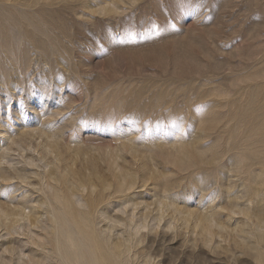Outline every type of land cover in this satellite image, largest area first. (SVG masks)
I'll return each mask as SVG.
<instances>
[{"label":"rangeland","instance_id":"374dc122","mask_svg":"<svg viewBox=\"0 0 264 264\" xmlns=\"http://www.w3.org/2000/svg\"><path fill=\"white\" fill-rule=\"evenodd\" d=\"M262 115L264 0H0V264H258Z\"/></svg>","mask_w":264,"mask_h":264},{"label":"bare ground","instance_id":"6f19581e","mask_svg":"<svg viewBox=\"0 0 264 264\" xmlns=\"http://www.w3.org/2000/svg\"><path fill=\"white\" fill-rule=\"evenodd\" d=\"M1 9H2V8H1ZM5 9H6V8H5ZM5 12L7 13L8 11H5ZM5 12H4V13H5ZM1 13H3V12H1ZM6 13H5V14H6ZM10 15H11V14H10ZM5 16H6V15H5ZM12 16H13V14H12ZM6 17H7V16H6ZM13 17H14V16H13ZM15 19H16V18H15ZM15 19H14V20H15ZM7 20H8V19H7ZM7 20H6V21H7ZM10 20H11V19H10ZM2 46H3V45H2ZM262 114H263V113H262ZM260 116H261V115H260ZM260 116H259V118H260ZM263 116H264V115H262V117H263ZM262 119H263V118H262ZM262 121H263V120H262ZM262 121H261V122H262ZM257 122H258V121H257ZM263 122H264V121H263ZM260 125L263 126L262 124H260ZM256 126H257V125H256ZM261 126H260V127H261ZM263 127H264V126H263ZM263 130H264V128H263ZM259 131H260V130H259ZM262 132H263V131H262ZM260 133H261V132H260ZM260 133L257 134V135H260ZM254 148H255V147H254ZM256 148H257V147H256ZM259 159H260V158H259ZM263 160H264V159H263ZM256 161H257V160H256ZM260 161H262V159H260V160L258 161L259 164L262 163V162H260ZM262 164H263V163H262ZM262 164H261V165H262ZM263 165H264V164H263ZM60 191H61V190H59V192H60ZM55 193H56V192H55ZM57 194H58V193H56V195H57ZM62 194H63V191H62ZM56 195H55V196H56ZM59 196H60V195H58V197H59ZM62 196H64V195H62ZM55 199H56V198H55ZM57 199H58V203H59L61 206H63V205L61 204V202H59V199H61V197H59V198H57ZM64 199H65V198H64ZM60 201H62V200H60ZM66 201H67L66 203H67V205H68V199H67ZM90 201H92V200H90ZM64 203H65V202H64ZM69 204H71V203L69 202ZM91 205H92V204H91ZM65 207H66V206H65ZM70 207H72V206L70 205ZM70 207L67 206V207H66L67 210H68ZM92 207H93V206H92ZM66 208H65V209H66ZM61 210H62V209H61ZM61 210H60V211H61ZM67 210H66V213H68ZM60 211H59V212H60ZM69 211H71V208L69 209ZM78 211H79V210H78ZM73 212H74V211H73ZM62 213L64 214L65 212L62 211ZM75 213H77V211H75L74 214L71 212V213H70L71 215H69V214H67V215H69V217H68L69 219H72L73 224H74V221H75V224H76L75 226H76V228H77L79 231H76V230H75V227H74L73 225H72L73 227L70 226V229H71L72 231L75 230V232L77 233V236L80 235V234H81V235L83 234L84 237H83V236H82V237L86 240V241H84V242L87 244V245L85 244L87 247L84 245V243H83V240H84V239L82 240V237H80L81 235L78 236V238L80 237L79 240H78V239L76 240V239H74L73 237H71V235H73V232H72V231H71V232L69 231V232L71 233V235H68V233H64V234H63V232H62V235H65V237H66V239L64 238V241L67 240V242H68V244H69V249H68V247H65V246H64V247H65L68 251H70V250H71L70 248L72 247V248H74V251L72 252V250H71V252H68V253H67L66 251H64V249H63V250H59V249H58L57 251L59 252V255L61 256V257H60V260H63V258H65V261H64L65 263H64V264H68V263H69V264H75V263H78L79 261H81V262H82V261H85L84 264H85V263H86V264H110V263L108 262L109 259L107 258V256H105V254H104V255L101 254V249H102V248L100 249L99 246L102 247V244L100 245V243H99V245H98V243H97V241H96V239H95L96 237H94V236L91 234L90 231H91L92 228H91V229H88L90 233L88 232L87 229L83 228V227L90 228V227L87 226L89 223H88V222L86 223V221H85V219H86L85 217H87V216H84V215L82 214V217L85 218V219H83V218L81 217V212L79 213L80 216L77 215V214H75ZM57 214H59V213H56V215H57ZM84 214H85V213H84ZM56 215H55V216H56ZM64 215H65V217H67L66 214H64ZM61 216H62V214H61ZM76 216H77V218H75ZM57 217H59V216H57ZM70 217H71V218H70ZM54 218H55V217H54ZM62 218H63V217H61L60 219H61V220H64V219H65V218H64V219H62ZM68 218H67V219H68ZM60 219H59V220H60ZM67 219H66V221H67ZM77 219H78L79 221H76ZM87 219H88V217H87ZM61 220H60V221H57V222H59V223L56 224V225L61 224V223H62ZM36 221H38V220H34V222H36ZM88 221H89V220H88ZM53 222H54V221H53ZM53 222H52V223H53ZM60 222H61V223H60ZM63 222H64V221H63ZM52 223H51V224H52ZM55 223H56V222H55ZM55 223H54V224H55ZM66 223H67V222H66ZM66 223H65V224L63 223L61 226H62V227H63V225L66 226V225H67ZM90 223H91V222H90ZM37 224H39V223H37ZM37 224H36V227H38V229L41 228L39 225L37 226ZM44 224H45V222H44ZM44 224H43V225H44ZM46 224H47V223H46ZM51 224H50V225L48 224L49 227H50V228H51V227L54 228L53 226H51ZM54 224H52V225H54ZM71 224H72V223H71ZM48 225H46V226L48 227ZM68 225H70V221L68 222ZM68 225H67V227H69ZM89 225H90V224H89ZM30 226H32V225H30ZM41 226H42V225H41ZM44 226H45V225H44ZM44 226H43V227H44ZM65 226H64V227H65ZM20 227H21V226H20ZM23 227H24V226H23ZM47 227H46V228H47ZM49 227H48V228H49ZM62 227L59 226L58 228H59V229H60V228L62 229ZM67 227H65V229H67V231H68L69 228H67ZM71 227H72L74 230H73ZM92 227H93V226H92ZM17 228H18V227H17ZM30 228H31V227H30ZM30 228H29V229H30ZM46 228L44 227L43 230L45 229V230H44V231H46L45 233H48L47 231H50V230H49L48 228H47L48 230H46ZM56 228H57V227H56ZM58 228H57V229H58ZM82 228L85 229V231H83ZM29 229H28V230H29ZM59 229H58L57 231H59ZM65 229L63 228L62 230L64 231ZM23 230L26 231L25 228H23ZM39 230H40V229H39ZM43 230H40V231L42 232ZM62 230H61V231H62ZM86 230H87V231H86ZM14 231H15V230H14ZM44 231L42 232V235L44 234ZM52 231H53V229H52ZM65 231H66V230H65ZM65 231H64V232H65ZM93 231H94V230H93ZM38 232H39V231H38ZM38 232H37V235H39ZM50 232H51V231H50ZM15 233H16V232H15ZM51 233H52V232H51ZM51 233H50V234H51ZM55 233H56V229H55ZM59 233H60V232H57V234H58L57 237H59V236L61 235V234L59 235ZM92 233H93V232H92ZM28 234H29V233H28ZM32 234H34V233H32ZM32 234H31V235H32ZM93 234H94V233H93ZM31 235H30V236H31ZM44 235H46V234H44ZM94 235H95V234H94ZM96 235H97V237H98V234H96ZM32 236H33V235H32ZM34 236H36V235L34 234ZM34 236H33V237H34ZM39 236H40V235H39ZM52 236H54V233L52 234ZM52 236L50 235V238H51ZM55 236H56V235H55ZM73 236H76V234L73 235ZM28 237H29V235H28ZM28 237H27V238H28ZM37 237H38V236H37ZM40 237H41V236H40ZM42 237H43V236H42ZM45 237H46V236H45ZM57 237H55L56 240L58 239ZM256 237H257V236H256ZM256 237H255V238H256ZM30 238H31V237H30ZM75 238H77V237H75ZM100 238H101V237H100ZM33 239H34V238H33ZM36 239H37V238H36ZM42 239L44 240V238H42ZM42 239H41V240H42ZM48 239H49V238H48ZM52 239H53V238H52ZM59 239H60V237H59ZM61 239H62V238H61ZM98 239H99V238H98ZM102 239H103V238H102ZM256 239H258V241H259V243H260V241L264 239V236H261V235H260V240H259V237L256 238ZM34 240H35V239H34ZM100 240H101V239H100ZM36 241H37V240H36ZM44 241H45V240H44ZM44 241H42V243H43ZM48 241H51V239H49ZM48 241L45 242V243H47V245H48V243H49ZM60 241H62V240H60ZM40 242H41V241H40ZM40 242H39V243H40ZM51 242H52V241H51ZM55 242H56V241H55ZM57 242H58V241H57ZM67 242L65 241L66 244H67ZM80 242H81V244L83 243V245H84V247H85L86 249H85L84 247L82 248L83 245L81 246V248L78 249V246L80 247V245H81V244L79 245ZM102 242H103V241H102ZM31 243H32V242H31ZM31 243H29V245H30ZM37 243H38V242H37ZM63 243H64V242H63ZM33 244H34V243H33ZM43 244H44V243H43ZM49 244H50V243H49ZM60 244H61V243H60ZM68 244H67V245H68ZM53 245H54V244H51V246H53ZM55 245H56V244H55ZM40 246H41V245H40ZM48 246H49V245H48ZM53 247H54V246H53ZM58 247L60 248L59 244H58ZM47 248H48V247H46V249H47ZM75 248H77L78 250L76 251ZM262 248H263V247H262ZM41 249H42V248H41ZM48 249H49V248H48ZM56 249H57V248H56ZM80 249H85V252H86V253H87V252L89 253V254L87 255L88 257H87L86 254H85L86 257L84 258V255H81V254H82L81 251L78 252ZM86 250H87V251H86ZM27 251H28V250H27ZM45 251L47 252V250H45ZM48 251L51 252V253H48V252H47L48 254H52V255H53L51 249L48 250ZM82 251H83V250H82ZM103 251H104V249H103ZM21 252H22V251H21ZM23 252H24V251H23ZM28 252H31V251H28ZM34 252H35V251H34ZM53 252L55 253V250H53ZM83 252H84V251H83ZM85 252H84V253H85ZM111 252H112V251H111ZM114 252H115V251H114ZM26 253H27V252H26ZM69 253H70V254H69ZM79 253H80V254H79ZM106 253H107V252H106ZM115 253H116V252H115ZM27 254H28V253H27ZM29 254H30V253H29ZM35 254H36V252H35ZM35 254H34V255H35ZM23 255H24V253H23ZM25 255H26V254H25ZM31 255H32V256H27V261H26V262H28L29 264H40V263H41V260H40V262H39V260H37V262H34V261H33L34 258H35V257H33V252H32ZM41 255H42V254H41ZM115 255H116V254H115ZM259 255H261V252H260ZM259 255L257 256V258L259 257ZM37 256H38V255H37ZM45 256H47V254H45L44 257H45ZM50 256H51V255H50ZM50 256H49L48 258H47V257L44 258L43 256H41V257L44 258L43 260H46V261H48L49 263H52V261L54 262V260H53V258H51L52 256H51V257H50ZM55 256L57 257V255H55ZM109 256H110V255H109ZM17 257H18V256H17ZM21 257H22V256H21ZM31 257H32V260L30 259ZM41 257H40V258H41ZM53 257H54V255H53ZM56 257H54L55 261H56ZM261 257L264 258V256H261ZM261 257H260V258H261ZM19 258H20V257H19ZM260 258H258V260H257V261H258V264L261 263V262L259 261ZM66 259H67V261H66ZM12 260H13V259H12ZM12 260H11V261H12ZM60 260H59V261H60ZM110 260H111V259H110ZM11 261H10V262H11ZM113 261H114V260H113ZM257 261H256V262H257ZM12 262H14V261H12ZM12 262H11V263H12ZM26 262L24 261L23 263L27 264ZM33 262H34V263H33ZM66 262H67V263H66ZM81 262H79V263H81ZM259 262H260V263H259ZM49 263H47V264H49ZM54 263H56V262H54ZM54 263H53V264H54ZM57 263H58V262H57ZM57 263H56V264H57ZM79 263H78V264H79ZM82 263H83V262H82ZM263 263H264V262H263ZM263 263H261V264H263ZM14 264H15V263H14ZM59 264H60V263H59ZM61 264H63V263L61 262Z\"/></svg>","mask_w":264,"mask_h":264}]
</instances>
